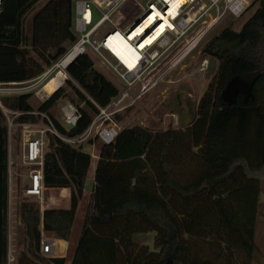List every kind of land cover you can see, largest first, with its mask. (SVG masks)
I'll use <instances>...</instances> for the list:
<instances>
[{"label": "trees", "instance_id": "trees-1", "mask_svg": "<svg viewBox=\"0 0 264 264\" xmlns=\"http://www.w3.org/2000/svg\"><path fill=\"white\" fill-rule=\"evenodd\" d=\"M38 1H0L1 84L38 77L76 40L73 0H46L36 8ZM253 2L238 30L224 26L202 45L217 67L190 122L159 130L124 126L112 142L100 143L69 264H251L264 182V0ZM65 72V86L36 108L29 103L32 91L0 94V264L6 254L5 111L15 123L38 121L34 110L46 112L59 133L76 136L118 92L87 53ZM67 88L83 104H75L80 116L71 127L50 113L58 100L70 98ZM15 136L19 141L18 129ZM90 162L89 150L48 134L43 185L68 188L69 205L40 213L34 200L17 203L20 251L39 264L66 263L65 255L40 253L39 235L69 239ZM147 231L154 232L152 247L133 238Z\"/></svg>", "mask_w": 264, "mask_h": 264}, {"label": "built area", "instance_id": "built-area-1", "mask_svg": "<svg viewBox=\"0 0 264 264\" xmlns=\"http://www.w3.org/2000/svg\"><path fill=\"white\" fill-rule=\"evenodd\" d=\"M143 1L142 4L140 0H73L72 29L76 34V40L66 53L51 65L58 68L56 72L63 71V78L58 86L67 78L65 68L68 63L82 53L94 55L124 83L123 88L118 90L105 106L98 107L89 125L81 134L62 135L46 112L34 110L32 113L40 116L38 121L15 123L5 111L8 143L4 264H16L19 255L13 244V229L17 219L20 224L19 214L15 212V204L19 201L34 200L40 206V213L44 208V193L48 188L43 185V162L48 134L58 136L73 147L80 146L90 137H96L102 143L112 142L119 130L114 116L124 111L134 101L130 89H134L135 85L139 84L138 93H142L153 86L188 56L225 15L239 16L250 0H183L172 13H168V0ZM138 19L140 20L131 28ZM147 19H149L147 24L139 31H135ZM105 24L109 25L110 30L104 31ZM160 25H162L160 33L152 41L143 43V40ZM114 33L122 35L137 51V63L133 68L130 69L114 56L113 62L103 53V50L110 52L107 39ZM27 81L0 83V94L30 91L25 85ZM7 84L12 85V88L3 90L2 86ZM60 110L62 115L60 122L65 127L77 123L80 112L74 103L64 101ZM20 113V111L14 112V114ZM15 128L19 132L18 156L19 164L23 168L22 172H17L13 167L12 132ZM17 187L20 194L16 202ZM39 249L41 254L54 257L61 255L65 245H60L59 239L41 230Z\"/></svg>", "mask_w": 264, "mask_h": 264}, {"label": "rangeland", "instance_id": "rangeland-1", "mask_svg": "<svg viewBox=\"0 0 264 264\" xmlns=\"http://www.w3.org/2000/svg\"><path fill=\"white\" fill-rule=\"evenodd\" d=\"M45 1L46 0L38 1L35 4V7L38 8ZM140 1H142L143 4L144 1ZM253 1L254 0H250L244 11L237 17L225 15L205 35V37L201 40L197 47L188 56L181 60L169 73L162 76L160 80L153 86L142 93H138L139 84H136L134 89H130V95L132 98H134V101L116 117L118 129L124 126H132L138 124L152 130H159L165 129L167 127H181L190 122L195 114L198 98L204 91L206 84L208 83L210 77L213 75L217 67V60L215 58L204 56L201 53L200 50L202 45L224 26L228 25L233 29L238 30L242 22L246 18H248L255 10L257 2ZM31 15L32 13L28 14V16L26 17V24H28ZM107 30H110V27L108 24H105L104 31ZM103 53L108 57L109 60L114 62V58L112 55L104 50ZM89 55L94 61V66L102 73H104V75L117 86L118 90H121L124 86V83L109 68H106L104 65H102L94 55ZM57 70L58 68L49 66L41 75H39L40 77L38 76L37 78H35V80L33 79L25 82V85L29 87L28 89L32 91V96L29 99V103L33 106V108H36L39 103L47 97L46 94H44L43 96H41V98H39L40 95H36V92L40 89L47 78L55 75V72ZM62 85L65 86L64 83ZM11 88L12 85L10 84L2 86L3 90ZM67 90L70 98H63L58 100L50 109L51 115H53L60 121H62L60 106L64 101L68 100L74 104L83 106V104L75 97L72 91L69 88H67ZM10 118H12L11 115ZM16 132L17 129H13V167L17 172H22L23 168L19 164V142L15 136ZM85 141L86 142H82L81 144V146L85 149H91V147H89L91 145L98 150L100 143H102L96 137H90ZM60 192H62L64 200L67 201V190H62ZM46 193L47 199L52 200L55 198L56 195L54 196V193L56 194L57 191H47ZM19 194L20 191L17 187L16 202L18 201ZM86 200L87 197L85 196L78 203L74 219V234L77 232L76 224L79 228L80 224L82 223ZM15 205L17 206V204ZM16 206L15 212H17ZM16 218H18V216ZM21 230L22 226L18 223L17 219V222H15L13 229V244L17 252H20V248L22 247L23 234ZM153 235V231H147L144 233L134 234L133 238L137 242L144 243L152 247ZM72 238H74L73 240L76 241L75 236H72ZM72 251L73 246L70 243L68 244L66 251H64V255L66 256L67 260L65 264H69ZM251 264H264V182L261 183V192L259 195L258 216L255 224Z\"/></svg>", "mask_w": 264, "mask_h": 264}, {"label": "bare ground", "instance_id": "bare-ground-1", "mask_svg": "<svg viewBox=\"0 0 264 264\" xmlns=\"http://www.w3.org/2000/svg\"><path fill=\"white\" fill-rule=\"evenodd\" d=\"M169 1V7H168V13H172L175 9V7L181 3L183 0H168ZM150 19V18H149ZM147 19L142 23L141 26H139L135 31H139L142 29L143 26L147 24L149 21ZM162 25H160L158 28L155 29V31L149 36L146 37L143 40V43L149 42L150 40L154 39L158 33H160ZM132 37V36H131ZM107 45L109 47V53L119 59L120 61H123L130 69L134 67L137 63V51L134 49V47L125 39L122 35L119 33H114L107 39ZM145 45V44H144ZM63 78V71L59 70L56 72L55 76H51L47 78V80L42 84L40 89L36 92L38 95L43 96L44 94L53 92L57 86L60 80Z\"/></svg>", "mask_w": 264, "mask_h": 264}, {"label": "crops", "instance_id": "crops-1", "mask_svg": "<svg viewBox=\"0 0 264 264\" xmlns=\"http://www.w3.org/2000/svg\"><path fill=\"white\" fill-rule=\"evenodd\" d=\"M49 94L50 93H47L46 96H48ZM36 95H37V93H36ZM39 98H41V95L39 96ZM89 147H91V149H87V150H89L90 153H91V162H90V165H89L88 170H87L86 179H85L84 188H83V194H82V198L86 196L87 200H88L89 194H90V192H91V190L93 188V185H94L95 164H96V160L98 158V155H97L98 154V150L95 149L94 146L92 147L90 145ZM49 189L50 190H48V192L49 191H57L56 194L54 193V196L56 195L57 198L55 196V198L52 199V200L51 199H47V196H46L47 190H46L45 193H44V197H45V201H47L48 204L44 205V207H67L69 205V190H68V188H49ZM62 190H67V192H68L67 201L64 200V196L62 195V192H60ZM87 200H86V202H87ZM74 225H75V220L73 221V224H72V228H71V231H70L69 239L67 241L59 240L60 245H65V249L62 251L63 253H61V255H64V251H66V249L68 247V244L71 243L73 248L75 246V243H76L77 238H78L79 233H80L81 224H80L79 228L77 227V224H76L77 232L75 234L73 233ZM72 236L76 237V241L73 240L74 238H72Z\"/></svg>", "mask_w": 264, "mask_h": 264}, {"label": "water", "instance_id": "water-1", "mask_svg": "<svg viewBox=\"0 0 264 264\" xmlns=\"http://www.w3.org/2000/svg\"><path fill=\"white\" fill-rule=\"evenodd\" d=\"M140 19L136 20V22L131 26V28H133V26L139 21ZM131 28L128 30V32L131 30ZM144 36V35H143ZM142 36V37H143ZM141 37V38H142ZM16 264H39L37 261H35L34 259H32L31 257H29L27 255V253L25 251H20L18 258H17V263Z\"/></svg>", "mask_w": 264, "mask_h": 264}, {"label": "flooded vegetation", "instance_id": "flooded-vegetation-1", "mask_svg": "<svg viewBox=\"0 0 264 264\" xmlns=\"http://www.w3.org/2000/svg\"><path fill=\"white\" fill-rule=\"evenodd\" d=\"M179 102V101H178Z\"/></svg>", "mask_w": 264, "mask_h": 264}]
</instances>
